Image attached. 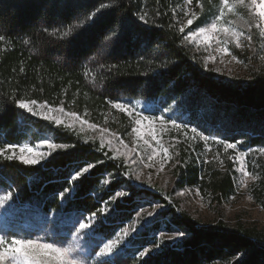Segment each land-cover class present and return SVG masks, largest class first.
Returning <instances> with one entry per match:
<instances>
[{"label": "trees", "instance_id": "1", "mask_svg": "<svg viewBox=\"0 0 264 264\" xmlns=\"http://www.w3.org/2000/svg\"><path fill=\"white\" fill-rule=\"evenodd\" d=\"M202 3L193 29L204 25L220 0ZM183 4L184 0H0V36L5 38L0 41V145L36 143L47 136L69 145L37 165L0 159V189L12 193L17 209L13 219L22 220L26 208L33 221L52 219L46 226L54 239L95 213L91 232L107 242L140 210L155 202L162 207L152 225L94 264H264V232L257 227L194 220L171 202V192L135 185L125 174V161L113 158L98 141L16 103L35 99L51 107L63 104L66 111L100 124L108 114H117L109 100L140 101L151 106L150 114L237 143L242 152L264 147V65L252 62L248 75L239 79L208 70L194 47L183 41L185 33L178 31L175 15ZM145 12L147 23L139 19ZM69 28L71 33L64 36ZM233 52L244 58L235 48ZM85 161L103 163L73 180ZM214 163L202 177L201 167L179 166L175 187H198L217 201L231 196V160H225L224 170ZM256 163L261 175L256 195L264 208V161L258 158ZM118 191L128 195L118 197ZM161 231L183 232L184 238L176 244L163 242L154 253L140 257L156 244Z\"/></svg>", "mask_w": 264, "mask_h": 264}, {"label": "snow or ice", "instance_id": "2", "mask_svg": "<svg viewBox=\"0 0 264 264\" xmlns=\"http://www.w3.org/2000/svg\"><path fill=\"white\" fill-rule=\"evenodd\" d=\"M211 2V0H209ZM193 0H184L185 6L188 10L185 11L184 7L181 11L184 14L186 20L180 21L178 31L185 33V28L193 25L194 21L199 18V13L191 10ZM197 4L201 10H203V3L197 0ZM244 9L248 13V18L245 19L237 9ZM229 14L235 15L238 19H227ZM147 13L139 15L141 21L147 23ZM255 28L258 31L259 39L264 40V0H220L217 11L211 20V22L204 26H198L196 30H192L183 35L184 42H195L197 45L205 46V51L209 48L214 53H219L221 57L231 56L232 61L243 64L244 61L239 60L236 55L232 54L229 45H234L236 49H243L246 44L251 47L253 40L252 29ZM72 29L63 33L64 36H68ZM5 38L0 36V41ZM246 42V43H245ZM28 43V41H24ZM216 55L210 54L206 58L205 67H207V61L215 62ZM264 60V57H261ZM220 63H224L223 59ZM15 71V70H13ZM20 71L23 72L24 68L21 67ZM18 107L27 110L33 115H40L45 120L52 121L56 126H64L66 128H73L76 122L79 123L81 131L86 127L89 130L99 131L100 142L99 147L104 149L107 143L108 148L116 153L113 158H126L131 164L137 162L133 157H137L141 162H145V166L149 168L155 167L157 157H160L158 161L160 171H163L166 162L172 159L169 152V148L175 147V143H170L168 146L163 142V134L175 130L177 132H183L184 136L188 139L195 140L197 138L203 140L207 144L210 140L215 143L221 144L224 147L225 152L229 149L238 150L237 143H230L225 140L218 139L216 136L204 135L203 132L198 131L196 127H192L190 132L192 135L188 136V131H185L187 125L179 124L174 119H165L164 116H146L141 111H137V107L130 103H122L119 101L109 100L108 103L115 110L127 115L131 123V131L129 136L133 137V145L129 146L125 143L124 139L116 132H111L110 129L100 127L95 123H91L88 119H84L79 113L74 111H65L63 104L59 107H51L47 103H39L35 100L19 99L16 101ZM140 101L136 102L139 105ZM35 109H40L36 111ZM58 113L60 115H53ZM84 115H87L85 113ZM62 116H66L71 122L66 123ZM107 117H105V123H107ZM170 126V127H169ZM105 134L110 135L111 139L105 140ZM88 139H92L89 137ZM175 139V138H173ZM113 140L116 143H113ZM178 142V141H177ZM121 146L123 151H121ZM69 145L63 143L54 142V138H42L39 145L33 146L31 144H19V143H4L0 145V159L8 161H19L24 165H37L41 160L45 159L46 155H51L53 151L58 149H66ZM46 148L47 152L42 149ZM252 152H259L264 155V147L259 149H250ZM144 153H147L145 155ZM107 155V153H105ZM248 152H239L238 156L229 157L234 163H238L239 167L237 171L241 174V184L244 187L248 186L249 180L256 181L260 179L258 174H253L248 170V165L245 158L248 156ZM179 155V152L176 153ZM214 160H219V163L223 165V161L219 159V153L215 154ZM103 163L102 161L88 162L85 161L84 166L80 167L73 177L76 180L85 174H89L90 170L96 167V164ZM126 175H131V172H126ZM136 179H140V175L136 176ZM107 183V181H105ZM67 191V190H66ZM128 195L124 191L116 192V196L125 197ZM182 195V193H181ZM63 197L64 193H60ZM12 199V193L0 197V209L4 208L6 203ZM101 212H106L107 208H101ZM148 215H152V212H148ZM95 213L89 216L85 221H77L79 230L81 232L86 229L92 228V220ZM124 227L120 229L115 239H110L108 242L103 243L102 247H99V251L90 250L89 256L97 257H110L117 246L121 243L122 238L129 235L130 228ZM80 233L77 235L79 236ZM90 235V233H89ZM178 236H183V232H178ZM163 234L161 239H163ZM150 251L146 249L139 253L140 257H144L145 253ZM77 248L75 246L64 247L56 242H43L40 239L19 238L16 235H0V264H89V261L76 255ZM102 264H108V261L102 262Z\"/></svg>", "mask_w": 264, "mask_h": 264}, {"label": "rangeland", "instance_id": "3", "mask_svg": "<svg viewBox=\"0 0 264 264\" xmlns=\"http://www.w3.org/2000/svg\"><path fill=\"white\" fill-rule=\"evenodd\" d=\"M200 2L202 3V0H200ZM218 6L219 3L217 4L214 10L209 11L208 15L204 20V25H207L211 22L217 11ZM182 7H184L185 11L188 10L185 4H183ZM182 7L177 10L175 15L176 21L179 25L180 21L186 20L183 12L181 11ZM191 10L198 12L199 16L203 12V10L199 8L197 0H193ZM237 11L245 19L248 18V13L246 10L240 8L237 9ZM227 19H238V17L229 14ZM192 30H196L192 28V25L185 28V34ZM252 35L253 40L251 43V47H248L246 44V46L241 50L236 49L234 45H229L233 55H236L233 52V48H235V50H238L241 55L244 56V58H240L238 55H236L239 60L244 61L243 64L237 63L236 61H232L231 63H229V61L231 60V56L221 57L219 53H214L211 48L205 51V46L197 45L195 42H189V44L194 47L195 51L203 60L204 65L206 63V58L210 54L216 55L217 59L214 63L211 61H207L206 68L208 70L216 72L220 77H223L225 79H239L244 78L248 75L250 68H252L253 66L252 62L264 65V60L261 59V57H264V40L259 39L258 31L255 28L252 29ZM221 59H223L224 63H220ZM136 102L137 101H127L125 103H130L133 106H136L137 111L143 112V114L146 116H162L159 114H150V111L152 110L151 106L146 105L143 102H140L139 105H136ZM35 110L40 111V109ZM113 110L116 111L117 114H108V122L105 123L104 119L103 123L97 125H99L100 127L108 128L111 130V132L118 133L124 139L125 143H127L129 146H134L133 137L128 135V133L131 131L132 126L130 123V119L127 117L126 114L121 113L115 109ZM53 115L60 114L53 113ZM35 116L44 119L40 115ZM123 116L125 117V119L123 118ZM82 117L84 119H87L84 116ZM62 118L65 120L66 123L71 122L70 119L66 116H62ZM191 128L192 127H187L185 129V131H188L189 137L192 135V133L190 132ZM71 129L78 131L87 139L91 137L92 139L89 140H95L100 142L99 131L89 130L86 127L83 131H81L78 122H76L74 124V127ZM47 138L51 137L47 136ZM111 138L112 137H110V135L105 134L106 141L107 139ZM163 142L166 146H168V144L170 143H175L174 148H169V152L172 156V159L166 162L163 171H160L158 163L160 157L156 158L157 163L153 168L145 166L146 161L141 162L135 156L133 158L136 159L137 162L135 164H131L130 166L126 158H120L124 160L127 166L129 167V171L131 172V175L129 176L135 185L149 188L151 190H161L162 192L169 193L171 192V202H173L179 210L186 212L194 220L202 224H208L217 222L218 220H223L230 226H235L238 223H242L247 226H255L259 230L264 232V208L256 195V191L260 188L261 178L256 181L249 180L248 186L244 187L240 182L242 179L241 174L239 171H237L239 165L238 163H234L231 159V163L233 164V178L235 181V191L231 196L227 197L226 199H223L222 201H217L214 196L210 194H205L198 187L185 186L182 189L175 187L176 170L179 169V166L186 168L189 164H192L197 167H201L202 177L204 176V171L206 167L213 162H215L214 164L218 165L221 169H226V165L224 163L225 160L229 157L238 156L239 152H242L240 149H229L227 152H225L223 145H216L211 140L207 144H205V142L199 138L191 140L186 138L183 132H177L175 130H170L164 133ZM25 143L31 144L33 146L40 144V142L32 143L30 141H27ZM113 143L115 144L116 141L113 140ZM105 147L114 155H116L114 151H111L108 148L107 143L105 144ZM42 150L47 152L46 148ZM123 150L124 149L121 146V151ZM219 150H222L224 152V155L226 156L225 159L222 158V152H220ZM177 152H179L178 156L176 155ZM217 153H219V159L223 161V165L219 163V160L213 159L214 155ZM248 153V156L245 158V161L248 165V170L252 171L253 174H258L261 177V175L256 170V160L258 158H261L264 161V155L260 154L259 152L252 151H248ZM144 154L147 155V153ZM47 157L48 155H46L45 159ZM45 159L41 160L40 163H42ZM137 175H140L139 180L136 179ZM7 194L8 192L0 189V197H3ZM16 210L17 209H14L13 207L12 199L6 203L4 208L0 209V235H16L19 238L40 239L43 242H56L64 247L75 246L77 248V252L75 254L79 255L83 259L88 260L89 264H94L97 260L101 258H109L88 255L89 251L93 249L98 252L99 247H102V242H104L98 240L96 236L93 235V233L91 232L92 228L83 230L81 232V230H79V226H76L71 231H63L61 235L53 239L51 229L47 228V226L49 227L50 224L49 221L52 222V219H50L49 221L46 220V222L42 218L33 221L28 217V208L25 209V217L22 220H19L18 218L13 219ZM160 210H162V207L157 202L151 204L143 210H140L139 213L136 215L134 221L126 226H132L130 228L129 235L127 237L122 238L121 243L117 246L114 252H119L124 244H128L129 238L135 236L144 226L152 225L154 222V218L157 216ZM148 212H152L153 214L150 216L147 214ZM78 233H80L79 236L77 235ZM177 233L178 232H159L156 235V244L154 243L153 245L146 247L145 250L150 249V251H147L145 255L149 254L150 252L154 253L155 251H157L163 242H167L169 244H176L180 242L184 237L178 236ZM162 234L164 237L163 239H161ZM115 238L116 237H114V239ZM97 245H99V247H97Z\"/></svg>", "mask_w": 264, "mask_h": 264}]
</instances>
